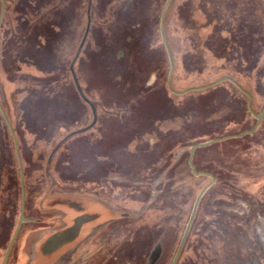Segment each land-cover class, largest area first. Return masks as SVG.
I'll use <instances>...</instances> for the list:
<instances>
[{
  "label": "rangeland",
  "instance_id": "1",
  "mask_svg": "<svg viewBox=\"0 0 264 264\" xmlns=\"http://www.w3.org/2000/svg\"><path fill=\"white\" fill-rule=\"evenodd\" d=\"M228 1L5 0L0 264L24 203L17 151L24 214L34 221L20 227L6 264H152L158 252L156 264L174 262L213 180L192 173V146L258 120L229 81L172 93L164 42L177 93L229 77L252 96L255 114L264 109V0ZM193 3L205 19L194 31ZM237 5L240 17L225 25L219 6L230 14ZM203 45L220 55L241 45L246 60L234 68L209 61ZM260 125L195 151L196 171L216 180L176 264H264V119ZM64 226L58 239L77 240L52 263L40 246Z\"/></svg>",
  "mask_w": 264,
  "mask_h": 264
},
{
  "label": "water",
  "instance_id": "2",
  "mask_svg": "<svg viewBox=\"0 0 264 264\" xmlns=\"http://www.w3.org/2000/svg\"><path fill=\"white\" fill-rule=\"evenodd\" d=\"M169 1H170V0H169ZM168 3H169V2H168ZM167 7H168V4H167ZM167 7H165V10H166ZM4 8H5V0H2V16H1V20H0V26H1V23H2V19H3V17H4ZM166 42H167V41H165L164 44H165V46H166V48H167L168 55H169V58H170V63H171V73H170V78H169L168 86H169V89H170V91H171L172 93H175L176 95H184V94H187V93H189V92H193V91L209 89V88H212V87H214V86H216V85H219V84L222 83V82L229 81V82H232V83H233L237 88H239L241 91H243V93H244L246 96L248 95V98H249V111H250V112L254 115V117L258 120L257 125H256L252 130H249V129H248L247 131H244L243 133L238 134V135H230V136H226V137H223V138H219V139L212 140V141H210V142L199 143V144H197V145L195 144L194 146H192V148H191V150H190V160H189V162H190V163H189V166H190V168H191V170H192V173H193L195 176H197V177H198V176H201V175L209 176V177H211L213 180H212V183L209 184L208 186H206V187L200 192V194L198 195V198H197V200H196L195 207H194V210H193V213H192L193 215L191 216V219H190V222H189V224H188L187 230H186V232H185L184 238H183V240H182L181 246H180V248H179V250H178V252H177V255H176V257H175V260H174V262H173V264H176V262H177V260H178V257L180 256V253H181L182 247H183V245H184V243H185V241H186V238H187V235H188V233H189V230H190V227H191V225H192V222H193V220H194V217H195V215H196V210H197V208H198V203L200 202V200H201L202 196L204 195V193L208 190V188H209L210 186H212V184L215 183V180H216V178H215L213 175H211V174L203 173V172H198V170L196 171V169H195V165H194V162H193V158H194L195 151H196L197 149H199V148L207 147V146L213 145V144H215V143L223 142V141L228 140V139H232V138H242V137H244L245 135H252V134H254V133L257 131L258 127L261 126L260 124H261L262 120L264 119V109L262 110V112H261L260 115L255 114L254 111H253V108H252V96L248 93V91H245V90H244V89H243V88H242V87H241L236 81H234L232 78H229V77H227V78H223V79H221V80H219V81H217V82H215V83H213V84H210V85L205 86V87H202V88H195V89L187 90V91H185V92H178V93H177V91H175V90L173 89V87H172V77H173L172 74H173V69H174V62H173V59H174V58H172L171 52H170V50H169L168 45H167ZM1 111H2L3 117H4V119H5V121H6L7 125H8V127L10 128V130H11V132H12L13 138H14V140H15L16 147L18 148V142H17L16 134H15L13 128H12V125L10 124V122H9V120H8V118H7V116H5L6 114L4 113V110L2 109V107H1ZM17 155H18L19 164H20V167H21V181H22V191H23L22 193H23V202H24V203H23V205H22V212H21V216H20V219H21V220L19 221V224H18L17 230H16V232H15V234H14V236H13V239H12V242H11V244H10L9 250L7 251V254H6L5 259H4V261H3L2 264H6V262H7V260H8V257H9V254H10V251H11V249H12V246H13V244H14V242H15V239H16V237H17V234H18V232H19V229H20L22 223L25 222V221H27V219L24 217V204H25L24 175H23V169H22L23 167H22V162H21V160H20L19 151H17Z\"/></svg>",
  "mask_w": 264,
  "mask_h": 264
},
{
  "label": "trees",
  "instance_id": "3",
  "mask_svg": "<svg viewBox=\"0 0 264 264\" xmlns=\"http://www.w3.org/2000/svg\"><path fill=\"white\" fill-rule=\"evenodd\" d=\"M224 2H227L228 0H223ZM195 2V1H194ZM229 2V1H228ZM197 4L198 3H193V7H191V10H192V15H191V19H192V21L191 22H194L195 24H193V31H194V29L196 30V23H200V22H202L203 21V23H204V21H205V19L204 18H200L198 15V13H197ZM241 5V4H240ZM239 7H241V6H239V5H237L236 7H235V9H234V13L233 12H231L230 14H227L226 12H225V10L222 8V7H220L219 6V8L222 10L221 12H223V13H220V16H221V19L223 20L222 22H225L224 24L225 25H227V23H228V20L230 21V22H237V19L240 17L239 16V13L237 14V9L239 8ZM241 8H243V7H241ZM220 20V19H219ZM214 23H215V21L213 22V23H211V25H214ZM223 24V25H224ZM234 24V23H233ZM210 27V26H209ZM203 28H205L204 26H203ZM196 32H198V31H196ZM207 34L206 35H208L209 36V33L210 32H206ZM255 33V32H254ZM211 36V35H210ZM209 36V37H210ZM200 38V37H199ZM203 37H201V39H202ZM206 37H205V35H204V40L206 41V39H205ZM223 45H225V40H223ZM207 44V43H206ZM251 44V43H250ZM237 47V46H236ZM240 47H242L241 45H240ZM240 47H237L236 48V50H237V52H226L227 50L225 49V52H223L222 53V55H220V54H217V52L215 51V50H213L210 46H207V45H203L201 48H202V50H203V54L205 55V56H207V57H209V61H212V60H215V61H219V59H222V60H225L226 61V64L228 65V66H230V67H236V65L237 64H240V62H245V60H246V54H245V50H243L244 48L242 47V48H240ZM221 48V47H220ZM235 50V51H236ZM212 54L214 55V57H216L215 55H217V57L218 58H213V56H212ZM218 59V60H217ZM199 149H201V148H199ZM198 150V149H197ZM194 162V161H193Z\"/></svg>",
  "mask_w": 264,
  "mask_h": 264
},
{
  "label": "flooded vegetation",
  "instance_id": "4",
  "mask_svg": "<svg viewBox=\"0 0 264 264\" xmlns=\"http://www.w3.org/2000/svg\"><path fill=\"white\" fill-rule=\"evenodd\" d=\"M23 192V191H22ZM22 197H23V193H22ZM25 200H26V192H25ZM22 212V211H21ZM20 216H21V214H20ZM24 217H25V214H24ZM26 218V217H25ZM20 219V218H19ZM27 219V221H25L26 223H28V222H32V221H34V220H32V219H28V218H26ZM21 220V219H20ZM19 220V221H20ZM25 222H23V223H25ZM22 223V224H23ZM75 224H73L71 227L70 226H64V228H62L61 230H56V231H54V233H52V235H51V237H49L48 239H46L44 242H42V244H41V246H40V249H41V252H42V254L45 256V258L46 259H50L51 261L50 262H56L58 259H59V255L61 254V253H64V250L65 249H67V248H69V246H72L74 243H75V241L77 240H72V241H67L66 243L64 242L65 240L64 239H58V237H59V235H60V233H62V231H64L65 229H69V227L70 228H72L73 226H74ZM22 226V225H21ZM16 230H17V228H16ZM19 231H20V229H19ZM61 231V232H60ZM16 232V231H15ZM19 233V232H18ZM15 234V233H14ZM18 235V234H17ZM14 236V235H13ZM13 239V238H12ZM16 240V239H15ZM11 242H12V240H11ZM11 244V243H10ZM14 245V244H13ZM9 247H10V245H9ZM12 248H13V246H12ZM8 250H9V248H8ZM7 250V251H8ZM68 250V249H67ZM11 251H12V249H11ZM11 251H10V253H11ZM6 254H7V252H6ZM6 256V255H5ZM159 256H160V253L158 252L157 254H156V256H155V259L154 260H152V264H156L157 263V260H158V258H159ZM9 258V257H8ZM5 259V258H4ZM173 264V263H172Z\"/></svg>",
  "mask_w": 264,
  "mask_h": 264
}]
</instances>
